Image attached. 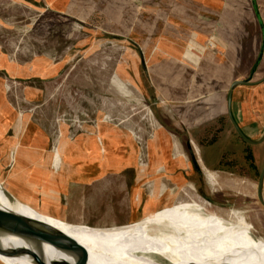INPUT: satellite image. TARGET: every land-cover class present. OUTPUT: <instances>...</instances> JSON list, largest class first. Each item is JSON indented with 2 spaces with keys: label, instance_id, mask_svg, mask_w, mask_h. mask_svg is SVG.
Listing matches in <instances>:
<instances>
[{
  "label": "rangeland",
  "instance_id": "1",
  "mask_svg": "<svg viewBox=\"0 0 264 264\" xmlns=\"http://www.w3.org/2000/svg\"><path fill=\"white\" fill-rule=\"evenodd\" d=\"M187 6L186 10H190ZM48 9L52 10L43 6L42 1L0 0V48L10 56L7 58L9 70L3 69L6 66L0 58V105H7L1 110L9 115L0 114V181L4 182L9 173L14 176L22 171L23 175L24 170L29 169L26 167L31 163L32 152L28 130H32L48 137L50 143L68 147L72 155L86 163L95 200L94 222L98 227L134 224L170 206L179 187L171 180L163 181L165 167L157 161L176 157L178 150L167 139L170 149L168 146L164 151L159 141L156 144L160 136L155 135V131L160 124L170 133L181 126L176 119L180 112L161 99L160 102L147 100L138 83L133 81L136 77L145 86L149 85L147 72L139 62L141 57L144 64L149 59L142 48L145 39L151 36L145 33L151 30V25L154 31L158 25L148 24L145 31L146 16L141 10H135L132 14L141 21L123 20L113 24L115 28L117 24L122 27L121 32L128 33H120V37L113 39L114 33L101 30L99 22H78L57 11V19H54ZM177 11L172 10L175 15L172 14L168 25L165 24L166 30L178 31L177 27L185 30L186 24L178 20L180 12ZM186 13L188 11L181 12ZM221 28L224 30L225 26L219 23ZM134 30L142 33L134 34ZM173 42L178 43L176 39ZM209 45L213 48L210 40L206 47ZM140 50L142 55H139ZM186 56L197 65L200 63V58L190 53ZM16 63L40 65L41 101L36 100L33 87L26 88L25 82L12 75L19 74L17 68L10 70L17 66ZM22 68L28 70L29 67ZM157 75L158 72L154 78H159ZM34 81L37 83L38 79ZM200 112L205 113L204 110ZM192 113L186 110V116ZM218 123L219 126L209 127L206 133L189 131L192 133L179 137L174 134L181 142L191 136L197 162L204 173L190 174L191 185H185L201 198H210V208L217 209L219 217L226 219L224 213L237 212L251 235L264 240V207L256 197L264 146L248 148L235 137L224 120ZM156 149L161 156H155ZM213 158H219V162L214 163ZM51 162L55 170L56 165H60L55 159ZM214 172L217 184L211 186L207 178ZM130 178L136 183H130ZM23 187L21 179L18 188ZM137 189L140 195L136 194ZM33 205L37 213L38 208L44 209L51 218L72 224L62 206L55 205L54 214L52 204L46 203L41 196Z\"/></svg>",
  "mask_w": 264,
  "mask_h": 264
},
{
  "label": "crops",
  "instance_id": "2",
  "mask_svg": "<svg viewBox=\"0 0 264 264\" xmlns=\"http://www.w3.org/2000/svg\"><path fill=\"white\" fill-rule=\"evenodd\" d=\"M32 1L35 3L42 1L43 6L52 9H48L47 11L54 19H57L56 16L58 15L55 13L57 11L60 13L63 12V14L65 13L64 15L68 16V18H74L78 22L89 24L99 22L102 24L101 30H109L108 33L110 34L114 33L111 36L113 39L120 37L118 35L120 33H127L121 32L122 27L118 24L117 28H115L113 24L123 20H135L136 23L141 21L139 18L136 20L135 14H132L135 10H141L144 13L143 15L146 16L145 31L148 24L151 25V23H156V25H158L155 31L154 26L151 25V30H147L145 33L149 35V37L151 36L150 39L146 37L147 39H145L142 48L144 54L146 53L149 59H147V62L144 64L141 57L139 62L143 70L145 68L147 72L149 85L145 86V84L136 77L133 81L136 85L138 83L144 97L148 98V100L156 102L162 100L168 104V106L171 105L172 108L180 112L178 113V117L180 116L179 119L178 117H176V119L181 123V126L171 131V133L167 131L168 129L166 126L164 127L161 124L158 125V133L163 132L164 135H167L170 144L175 146L178 150V154L174 158H170V156L163 157L161 162L158 159L159 161H157V164L163 163V167H165L164 177H162L163 180L166 179L167 181L171 180L173 182H175V180L183 181V183L191 185L188 181L190 174H204L200 167V171L198 172L191 161L186 145L188 140L190 141L191 150L194 152L195 157L197 154L191 136L187 139L185 138L184 141L181 142L174 134L179 137L182 134L185 135L192 132L206 133L209 131V127H217L220 125L218 122L224 120L226 125L233 131L235 137L244 145H247L248 148L257 149L264 146V140L254 145L247 144L241 140L235 132L227 113L229 87L234 81L246 79L251 75L249 84L235 86L231 91V117L247 138L252 141H258L264 137V36L260 30L256 15L258 14L264 27V0H255V9L252 0ZM166 1H169L168 4H166ZM187 5L190 6V10H186V7H188ZM88 7H91V10H87ZM168 8H170V10ZM173 9L179 10L177 11L180 12V15L177 14L178 20L187 25L184 27L185 30L179 27H177L178 31L166 30L165 24L168 25V21L170 22ZM183 10L186 12L188 11V14H181ZM85 12H88V14L86 15ZM224 12L225 18H223ZM219 23L225 26L224 30L222 28L219 29ZM115 30H117V32ZM218 30L223 32L221 33ZM141 33L142 32L136 30L134 34ZM130 34H133V32ZM192 34L194 35V41L190 40ZM234 34H236V38ZM167 35H169L170 39L173 41L176 39L178 43L166 39ZM209 40L211 44H213L214 49L209 46L206 47V42ZM189 42H192V45ZM262 42V55L256 63ZM188 53L194 57L200 58V63L202 65H200V63L197 65L195 62L191 61V59L189 60L186 56ZM142 54L143 52L140 50L139 55ZM4 60H2V65ZM28 66L32 69L33 75L42 80L43 76L40 73V70H42L40 65L29 63ZM6 69L9 70L8 67ZM11 69H13V67H10V70ZM203 71L208 73H204ZM157 72L158 75L156 77L159 78H154ZM3 104L0 105V114L8 117L9 115L6 113V110H1L3 107H7L5 103ZM186 110L193 113L190 116H186ZM202 110L205 111L204 114L200 112ZM181 117L183 119L180 120ZM67 148L68 147H64V152L66 154L67 152L72 154ZM78 160L81 164L80 167L73 166L71 162L63 158L58 171L52 172L50 169L51 159L47 156L37 173L38 177L41 179L39 180V185L35 187L36 194L32 196L31 205H33L37 197L41 196L46 203L52 204L55 214V207L62 205L58 201L59 195H53L54 193L52 192L57 194L66 193L67 204L66 206H62L66 211H64L65 214L70 216L72 209H74L73 213L75 215L85 213V197L83 194H79L81 191L83 193L81 184L86 183L89 193L91 194L93 220H95V200L91 178L86 163L79 158ZM214 160V163L219 162V158ZM176 161L178 163H176ZM180 161L183 162L184 165H180ZM210 161L212 162V158H210ZM34 162L35 156L32 152L31 163L26 168H30L31 166L34 167ZM211 165H213V163H211ZM24 171L26 172V170ZM21 173L22 171L14 176H11L9 173L7 178L9 180L10 178L20 177L22 175ZM212 174L214 176L216 173L214 172ZM42 181L44 184L48 183L56 190L51 188L54 190L51 191V189H49L50 191H48V187L40 186ZM129 182L136 183L132 178H130ZM77 183L80 184L78 188L76 187ZM176 185L179 187V184L176 183ZM69 190H71V192ZM75 190H78L79 194H74ZM135 192L140 195L138 189ZM141 194L143 196L144 193ZM21 196L27 198L24 193H22ZM95 224H97L96 221ZM0 264L7 263L0 257Z\"/></svg>",
  "mask_w": 264,
  "mask_h": 264
},
{
  "label": "bare ground",
  "instance_id": "3",
  "mask_svg": "<svg viewBox=\"0 0 264 264\" xmlns=\"http://www.w3.org/2000/svg\"><path fill=\"white\" fill-rule=\"evenodd\" d=\"M158 130L156 126L155 135L160 136L155 140L156 144L159 141L167 151L168 138L160 132L158 134ZM157 150L155 156H161ZM208 181L212 186L217 184L211 174ZM175 183L179 184V192L170 206L140 218L134 224L99 228L68 224L51 218L39 208L37 213L35 205L28 207L16 200L9 201L0 188L1 207L39 225L33 240L5 237L3 242L12 247L27 248L47 263L57 260L73 262L72 255L46 241L49 232L57 229L84 246L87 264H264V240L251 235L248 225L237 212H226V219H223L217 209H211L209 203L183 181L175 180ZM45 184L42 181L41 186L48 187V191L54 188ZM4 259L10 264H33L26 256Z\"/></svg>",
  "mask_w": 264,
  "mask_h": 264
},
{
  "label": "water",
  "instance_id": "4",
  "mask_svg": "<svg viewBox=\"0 0 264 264\" xmlns=\"http://www.w3.org/2000/svg\"><path fill=\"white\" fill-rule=\"evenodd\" d=\"M252 4L255 9V0H252ZM256 15H257L258 23L260 26V30L264 36L263 24L258 14ZM262 51H263V42L260 46V52L256 60V63L261 58ZM6 52H7L6 50L2 51V49L0 48V57L6 60L5 61L4 59H1V60H4L3 65L5 66L9 64L7 58L8 57L10 58V56ZM16 65L17 66L14 65L12 67L13 69L17 68L19 70V74H12L13 76H15L14 78H20L23 82H25L26 88L33 87V90L36 92L35 94L36 100L41 101L40 89H41L42 81L40 80V78H37L33 75L32 69L28 65H27L29 67L28 70L25 68H22V67H27V66H21V65H18L17 63ZM6 68L7 67H4L3 69L6 70ZM25 74H28V76H26ZM250 77L251 75L246 79L236 80L229 87L228 96H227V113L230 117V121L233 125V128L235 129V132L241 138V140H243L247 144L254 145V144H258L259 142L263 141L264 137L258 141H252L251 139L247 138L243 134L239 126L235 123L233 118L231 117V111H230L232 89L238 85L249 84ZM34 79H38L37 83L34 81ZM28 136L31 140V150L35 156L34 167L31 166L20 177L10 178L11 180L10 179L8 180V178H6L5 181L9 183V184L7 183V185L5 184V181L4 182L0 181V188L3 190L5 197L8 198L9 201L16 200L18 203L24 204L30 207L31 202H32V196H33L32 193H35V187L39 185V180L41 179L38 177L37 173L39 169L41 168V165L44 159L47 156H49L51 160L55 159L60 164L63 158L71 162L73 166L80 167L81 164L78 158H76L74 155L68 152L66 154L63 150L64 149L63 146L61 145L57 146L53 143H50L48 137H45L40 133L33 132L32 130H28ZM186 145H187V149L189 151L190 157H191V161L194 167L196 168V170L199 172L200 166L197 162L194 152L191 150L189 140L186 142ZM50 167L52 168V172H57L60 165L59 166L56 165V170H55V165L50 166ZM21 179H23L24 187L22 189L21 188L19 189L18 184L20 183ZM79 186L80 184L77 183L76 187L78 188ZM81 186L83 187L82 190H83V195L85 197V213L75 215L73 213L74 209H72V213L70 214V216H68L70 217V222L74 225L87 226L89 228H99L93 220L91 194L89 193L88 185L86 183H83L81 184ZM69 191L71 192V190ZM22 193H24V195L26 194L27 198L21 196ZM77 193H78V190L77 191L75 190L74 194L77 195ZM65 194L66 193L57 194L59 195L58 201L60 202L62 206H66L67 204V196ZM256 197L258 201L260 202V204L264 207V163L261 166L258 179L256 182ZM204 198L207 202H211L210 198H206V197ZM37 223L36 221L34 222L15 211H12L10 209H6L0 206V256L4 258H9V259L26 256L27 258H29V261H31L33 264H87L88 255H87V251L84 248V246L81 245L79 242H77L75 239L65 234L64 232L57 230V229H54L51 232H49V234L46 237L47 238L46 241L48 245H51L54 248L62 252H66L72 255L74 258L73 262H68L66 260H59V261L57 260V261L47 263V262H44L42 259H40L38 254L34 253L33 251L27 248H21V247L16 248V247H12L11 244L6 245L3 242L5 237L18 238V239L26 240V241L32 239L36 235V231L38 230L37 227L39 225L37 226Z\"/></svg>",
  "mask_w": 264,
  "mask_h": 264
},
{
  "label": "built area",
  "instance_id": "5",
  "mask_svg": "<svg viewBox=\"0 0 264 264\" xmlns=\"http://www.w3.org/2000/svg\"><path fill=\"white\" fill-rule=\"evenodd\" d=\"M209 47L211 48V45H209Z\"/></svg>",
  "mask_w": 264,
  "mask_h": 264
},
{
  "label": "flooded vegetation",
  "instance_id": "6",
  "mask_svg": "<svg viewBox=\"0 0 264 264\" xmlns=\"http://www.w3.org/2000/svg\"><path fill=\"white\" fill-rule=\"evenodd\" d=\"M148 100V98H146Z\"/></svg>",
  "mask_w": 264,
  "mask_h": 264
},
{
  "label": "trees",
  "instance_id": "7",
  "mask_svg": "<svg viewBox=\"0 0 264 264\" xmlns=\"http://www.w3.org/2000/svg\"><path fill=\"white\" fill-rule=\"evenodd\" d=\"M246 147H248V146L246 145Z\"/></svg>",
  "mask_w": 264,
  "mask_h": 264
}]
</instances>
